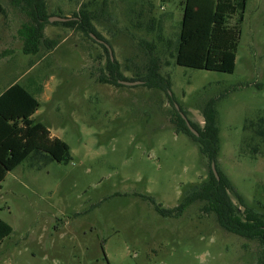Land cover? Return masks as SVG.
Listing matches in <instances>:
<instances>
[{"label": "rangeland", "instance_id": "rangeland-1", "mask_svg": "<svg viewBox=\"0 0 264 264\" xmlns=\"http://www.w3.org/2000/svg\"><path fill=\"white\" fill-rule=\"evenodd\" d=\"M183 1L46 0L51 16L91 11L123 76L145 75L155 60L170 81L166 89L102 82L111 53L56 21L46 26L41 51L25 53L21 30L29 17L0 0V94L15 82L27 86L40 101L35 120L66 141L72 155L68 163L31 156L0 183V219L13 227L0 244V264L261 261L264 245L227 231L215 213L202 212L203 202L164 217L142 197L174 208L209 178L208 158L172 119L186 112L202 127L204 108L217 99V165L247 205L264 214V140L251 126L264 115V0L239 4L244 19L233 73L177 64Z\"/></svg>", "mask_w": 264, "mask_h": 264}, {"label": "trees", "instance_id": "trees-1", "mask_svg": "<svg viewBox=\"0 0 264 264\" xmlns=\"http://www.w3.org/2000/svg\"><path fill=\"white\" fill-rule=\"evenodd\" d=\"M10 1L21 6L29 17V22L21 30L25 42V53L38 54L46 42V26L51 23L46 0ZM246 2L247 0H184L181 32L175 56L177 64L233 73L237 66V51L241 38L238 23L244 19V10L240 12L239 4L243 3L245 7ZM4 13L5 7L0 3V15ZM236 14H240L236 26H228L229 17ZM60 16L71 19L56 21L54 24L78 28L91 38H93L92 34H95L105 41L95 30L94 16L91 11L82 9L73 16ZM106 43L105 41L101 45L107 52H110ZM107 65V74L100 77L104 83L122 86L121 80H141L145 86L151 88L169 89L170 87L169 79L160 73V66L155 60H151L145 75H138L134 78L123 76L120 62L112 60L111 56L108 58ZM216 101L217 99L210 100L203 110L204 126L201 127L190 120L199 135L191 131L181 112H177L172 119L177 130L191 136L208 158L209 178L188 189L183 200L174 208H164L152 196L142 195V197L152 202L157 212L164 217H177L191 204L201 201L204 204L202 212L215 213L218 222L227 231L242 237L257 239L264 245V214H260L247 205L243 196L235 189L231 179L217 165L220 135L215 108ZM39 107V99L20 82L9 85L0 94V183L5 180L10 171L31 156L50 158L65 163L72 160L69 144L60 137L53 136L51 130L43 122L35 120L34 115ZM184 114L186 115V112ZM251 126L255 128V133L264 140V115L255 122H251ZM212 161L216 163L219 177L212 169ZM232 194L238 199L239 205L234 202ZM12 232V225L0 219V244ZM258 264H264V256Z\"/></svg>", "mask_w": 264, "mask_h": 264}, {"label": "water", "instance_id": "water-1", "mask_svg": "<svg viewBox=\"0 0 264 264\" xmlns=\"http://www.w3.org/2000/svg\"><path fill=\"white\" fill-rule=\"evenodd\" d=\"M70 19L71 18L58 16V15L50 17V21L51 22H53V21H67V20H70ZM92 36L95 39H97L98 41H100L102 43H105L103 40L99 39L95 34H92ZM106 45H108V44L106 43ZM108 47H109V51L111 53L112 60H114V57H113V54H112V49H111V47L109 45H108ZM120 82L124 83V84H127V85H135V84L143 83V81H141V80H137V81H124V80H121ZM181 114H182L183 118L185 119L188 127L191 129V131L194 132L196 135H199L198 131L193 127V125L191 124V122L188 119V117L183 112H181ZM212 169L215 172V174L219 177L215 161H212Z\"/></svg>", "mask_w": 264, "mask_h": 264}, {"label": "crops", "instance_id": "crops-1", "mask_svg": "<svg viewBox=\"0 0 264 264\" xmlns=\"http://www.w3.org/2000/svg\"><path fill=\"white\" fill-rule=\"evenodd\" d=\"M51 133H52V131H51ZM52 135H53V136H57V135H55V134H53V133H52Z\"/></svg>", "mask_w": 264, "mask_h": 264}]
</instances>
